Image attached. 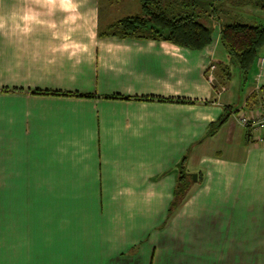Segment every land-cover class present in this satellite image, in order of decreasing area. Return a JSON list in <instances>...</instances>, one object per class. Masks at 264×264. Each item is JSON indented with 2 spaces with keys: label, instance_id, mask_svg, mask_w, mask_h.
<instances>
[{
  "label": "crops",
  "instance_id": "obj_1",
  "mask_svg": "<svg viewBox=\"0 0 264 264\" xmlns=\"http://www.w3.org/2000/svg\"><path fill=\"white\" fill-rule=\"evenodd\" d=\"M103 1L0 0V264H264V57L225 76L217 10L201 49L100 35L142 12ZM182 160L196 179L169 214Z\"/></svg>",
  "mask_w": 264,
  "mask_h": 264
},
{
  "label": "trees",
  "instance_id": "obj_2",
  "mask_svg": "<svg viewBox=\"0 0 264 264\" xmlns=\"http://www.w3.org/2000/svg\"><path fill=\"white\" fill-rule=\"evenodd\" d=\"M142 12L122 17L108 24L100 35H146L152 38H162L172 43L201 49L211 41V29L199 17L198 2L201 0H140ZM205 6L212 11L216 5L231 8L250 5L264 9V0H204ZM218 11V10H217ZM229 17V16H228ZM226 17L220 25V42L228 55V63L221 64V71L230 76L231 65L238 68L245 79L258 52L264 46V26L252 24ZM216 88V83L213 85ZM37 93H51L36 91ZM70 94V93H65ZM89 96L88 94H86ZM85 95V96H86ZM171 100V99H169ZM230 108H225L223 117L210 127L213 133L217 125L227 119ZM193 180L192 173L184 167V160L179 163V174L176 181L174 195L169 206L171 214L185 198V191Z\"/></svg>",
  "mask_w": 264,
  "mask_h": 264
},
{
  "label": "rangeland",
  "instance_id": "obj_3",
  "mask_svg": "<svg viewBox=\"0 0 264 264\" xmlns=\"http://www.w3.org/2000/svg\"><path fill=\"white\" fill-rule=\"evenodd\" d=\"M126 1H130V0H126ZM210 1V0H209ZM103 0H102V5H103ZM217 7V10L216 11V17L219 16V18L221 20H224L226 17L223 16V13L219 10V6L216 5ZM198 11L202 13V15L199 17V20L202 21L204 24H209V19L208 18H213L215 16V13H213L212 9L210 10V8L208 6H205V4L203 2H198ZM253 9V8H251ZM232 13H230L231 15ZM244 17L242 16H239V15H236L235 17H233V19H239L240 21H243V22H248V23H252V24H259V25H262L264 26V9L263 8H255L254 12L252 14H248L250 15L251 18H247V16L244 15V12L242 13ZM208 17V18H207ZM258 55H261L264 57V46L260 48L259 52H258ZM212 65L214 66V69H213V76H215V72H216V65L215 63L213 62ZM219 65V70H221V64H218ZM232 69L234 68L233 65H231ZM236 67V66H235ZM215 70V72H214ZM224 74V72H222ZM222 74V75H223ZM214 79L216 80V78L214 77ZM216 83V82H215ZM220 86V85H219ZM193 183V180H190V184ZM69 202H70V198L68 199ZM105 197H103V203L105 204ZM223 201H214V202H211V204L213 205H230L232 204L233 202L230 200V197L228 198H222ZM84 201L88 204H96L99 206L100 205V202L102 201V197H84ZM80 202V200H79ZM162 202V201H160ZM77 203V200L74 199V197L72 198L71 200V204L73 205H76ZM103 204V205H104ZM223 216L226 215L225 212L222 213ZM253 215H256V213H253ZM158 225L155 227L154 230H158L159 232H162L165 230V228H163L165 226V223L167 222L166 219H167V215L165 216H161V213L160 211H158ZM99 221H102V220H99ZM137 221V220H136ZM249 226V225H248ZM245 229V228H244ZM244 229H241V230H238L237 231V235H242L244 236L245 234V230ZM263 228L259 226V228H253V227H248L246 228L247 231H252L253 232V237L255 236V232L256 231H261ZM232 231V230H231ZM79 233V232H78ZM128 234V232H126ZM149 234V232L147 233V235ZM153 234V232L151 233ZM148 237H151L150 235ZM240 237V236H239ZM255 239V238H254ZM257 241V240H255ZM258 242V241H257ZM229 245H226V244H223L222 245V248H226L228 247ZM249 248L250 247H253L254 249L255 248H258V244L256 242H253V245H247Z\"/></svg>",
  "mask_w": 264,
  "mask_h": 264
},
{
  "label": "built area",
  "instance_id": "obj_4",
  "mask_svg": "<svg viewBox=\"0 0 264 264\" xmlns=\"http://www.w3.org/2000/svg\"><path fill=\"white\" fill-rule=\"evenodd\" d=\"M257 62H258V65H259V67H260V69H262L263 70V62H264V59L263 58H258L257 59ZM213 69H214V66L212 65V63H210L209 65H208V67H207V70L209 71L208 73H207V77H208V80L212 83V84H214V82H215V79H214V76H213ZM261 70V71H262ZM220 91H223L224 90V87L222 86V87H220V89H219ZM218 90V91H219ZM262 108L264 109V98H263V101H262ZM240 121L243 123V124H247L251 119L250 118H247L246 116H240ZM254 121L255 122H260L259 123V126H263L264 125V116L262 117V118H259V119H254Z\"/></svg>",
  "mask_w": 264,
  "mask_h": 264
},
{
  "label": "water",
  "instance_id": "obj_5",
  "mask_svg": "<svg viewBox=\"0 0 264 264\" xmlns=\"http://www.w3.org/2000/svg\"><path fill=\"white\" fill-rule=\"evenodd\" d=\"M193 179L194 180L196 179V173H193Z\"/></svg>",
  "mask_w": 264,
  "mask_h": 264
}]
</instances>
